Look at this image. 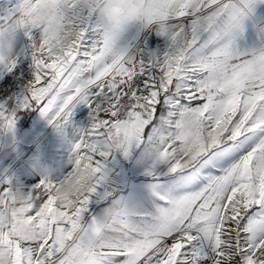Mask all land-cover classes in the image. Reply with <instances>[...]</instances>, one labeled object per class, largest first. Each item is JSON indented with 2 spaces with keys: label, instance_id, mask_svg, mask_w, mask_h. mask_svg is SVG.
<instances>
[{
  "label": "snow or ice",
  "instance_id": "snow-or-ice-1",
  "mask_svg": "<svg viewBox=\"0 0 264 264\" xmlns=\"http://www.w3.org/2000/svg\"><path fill=\"white\" fill-rule=\"evenodd\" d=\"M41 3L65 5L77 31L56 55ZM5 32L0 74L26 56L32 76L0 103V135L35 110L70 156L55 181L0 180V264H264V0H149L111 27L88 4L21 0Z\"/></svg>",
  "mask_w": 264,
  "mask_h": 264
},
{
  "label": "crops",
  "instance_id": "crops-1",
  "mask_svg": "<svg viewBox=\"0 0 264 264\" xmlns=\"http://www.w3.org/2000/svg\"><path fill=\"white\" fill-rule=\"evenodd\" d=\"M18 50L16 44L13 51L18 53ZM15 98H6L0 103L14 108ZM18 116L14 138L12 134L0 135V180L10 176L27 190L45 177L53 181L59 179L69 167L70 145L38 111L21 112ZM81 118L88 117L77 114L76 125L85 126L88 120L81 122ZM128 191H138L134 180Z\"/></svg>",
  "mask_w": 264,
  "mask_h": 264
},
{
  "label": "clouds",
  "instance_id": "clouds-1",
  "mask_svg": "<svg viewBox=\"0 0 264 264\" xmlns=\"http://www.w3.org/2000/svg\"><path fill=\"white\" fill-rule=\"evenodd\" d=\"M74 4H88L91 11L102 25L116 26L122 21L134 22L142 11L149 6V0H73ZM36 27L49 51L56 55L66 49L72 38L77 35L74 21L69 16L67 7L58 3H41L35 10ZM29 29L32 27L28 25ZM11 34H0V56L7 58L12 49ZM67 191V185L64 186ZM7 211H5V217Z\"/></svg>",
  "mask_w": 264,
  "mask_h": 264
},
{
  "label": "rangeland",
  "instance_id": "rangeland-1",
  "mask_svg": "<svg viewBox=\"0 0 264 264\" xmlns=\"http://www.w3.org/2000/svg\"><path fill=\"white\" fill-rule=\"evenodd\" d=\"M20 2H21V0H0V23L3 22L4 18L8 17L10 14H12L16 10V8L19 6ZM37 34H38V32H37ZM158 40L162 41L163 39L158 38ZM16 44H17L18 49H19L18 53H16L18 55L28 45L27 39L23 36V34L21 32H17V34L14 38L13 50H14V47L16 46ZM154 47H159V45L156 44V45H154ZM0 77H1V75H0ZM29 81H30V78L28 79V82L26 84H23V86L20 87V89L18 90L19 92L15 95V97L21 95L24 91H26ZM77 114H78V117L79 116L81 117L82 115L83 116L86 115V117H87V108L83 105L79 106L77 108L76 114L73 118L75 124H76L75 118H76ZM87 120H88V118L87 119L86 118L80 119L81 122H83V121L86 122Z\"/></svg>",
  "mask_w": 264,
  "mask_h": 264
},
{
  "label": "built area",
  "instance_id": "built-area-1",
  "mask_svg": "<svg viewBox=\"0 0 264 264\" xmlns=\"http://www.w3.org/2000/svg\"><path fill=\"white\" fill-rule=\"evenodd\" d=\"M31 64V59L26 56H20L18 68L21 69L15 76L12 74H1L0 77V86H4V92L6 94H0V101L6 98L10 100L15 97V95L19 92L23 84L28 82V79L32 76L31 68L28 67V71L25 72L24 69ZM6 81H11L6 84Z\"/></svg>",
  "mask_w": 264,
  "mask_h": 264
}]
</instances>
